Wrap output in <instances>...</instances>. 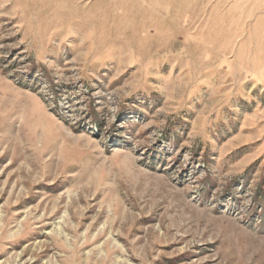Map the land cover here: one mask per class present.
Here are the masks:
<instances>
[{
    "label": "rangeland",
    "instance_id": "1",
    "mask_svg": "<svg viewBox=\"0 0 264 264\" xmlns=\"http://www.w3.org/2000/svg\"><path fill=\"white\" fill-rule=\"evenodd\" d=\"M0 264H264V0H0Z\"/></svg>",
    "mask_w": 264,
    "mask_h": 264
}]
</instances>
